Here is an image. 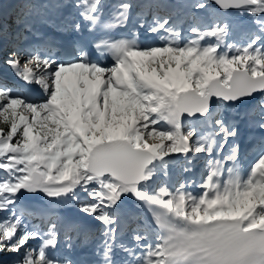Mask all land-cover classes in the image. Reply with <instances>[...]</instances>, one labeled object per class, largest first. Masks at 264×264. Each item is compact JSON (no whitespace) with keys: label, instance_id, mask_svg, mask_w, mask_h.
Returning <instances> with one entry per match:
<instances>
[{"label":"snow or ice","instance_id":"snow-or-ice-1","mask_svg":"<svg viewBox=\"0 0 264 264\" xmlns=\"http://www.w3.org/2000/svg\"><path fill=\"white\" fill-rule=\"evenodd\" d=\"M70 6L80 19L67 27L95 34L90 48L76 41L59 59L48 42L3 58L44 98L0 84V255H15V264H264V136L242 169L239 146L225 152L236 123L212 110L214 100L225 109L252 100L244 114L258 115L250 126L264 132V0H194L187 30L174 14L153 13L139 22L157 37L148 45L123 31L133 0L107 12L104 0ZM233 13L250 21L239 41ZM5 23L0 14V36ZM199 154L208 159L198 181L160 180L173 156L191 165ZM41 195L74 201L100 227L20 208L21 197ZM128 200L141 213L124 227ZM62 235L66 249L78 241L91 258L61 257Z\"/></svg>","mask_w":264,"mask_h":264},{"label":"rangeland","instance_id":"rangeland-1","mask_svg":"<svg viewBox=\"0 0 264 264\" xmlns=\"http://www.w3.org/2000/svg\"><path fill=\"white\" fill-rule=\"evenodd\" d=\"M11 2H12V4H13V9H15V14L13 15V16H11L12 18H16V19H19L20 17H21V15H23L27 10H34V5H38V7L40 8L41 7V3L43 2L44 4H47V5H45L46 6V9H47V7H51V5H53V7H55V4L54 3H56L57 4V11H58V13L59 12H61L62 11V8H63V5H60V3H61V0H55V1H52V0H11ZM45 9V10H46ZM34 11H36V10H34ZM56 11V12H57ZM46 12H51V13H47V15L45 16V18L48 20V18H51V16H52V13H53V8L50 10V9H47L46 10ZM19 14V15H18ZM238 18L240 19V18H242V17H239L238 16ZM25 19H27L26 17H25ZM29 19H33L32 17H29ZM35 21H38L37 20V17L35 18V20H33V21H30V20H27V21H25V24L28 26L26 29H28V30H30V31H32V27L30 26V24L31 23H34ZM250 27V21L248 20V18H246V20H244V21H242L241 23H238L237 25H236V27L234 28V31H233V39L234 40H237V41H239V40H241L242 39V37H240L239 35H237L238 33H243L245 30H247L248 28ZM19 30V29H18ZM18 30L17 31H15V32H13L12 34H13V36H14V40L12 41L13 43H16L17 44V41H18V38H19V36L22 34V32L19 30V32H18ZM242 36V35H241ZM9 40V39H8ZM5 41H6V39H3V41L2 42H0V51H1V53H0V70L1 69H6V66H3V58H4V55H5V53L8 51V48L9 47H4V43H5ZM10 41V40H9ZM9 46H10V42H9ZM21 51V50H20ZM22 63H23V60H22ZM33 86L35 87V88H37V89H39V93L41 94L42 92H41V90H40V88L38 87V86H36L35 84H33ZM13 95H16V94H13ZM34 102V101H33ZM236 106H238V105H234L232 108H234V110H235V112H231L230 113V115H231V117H233V119L235 120V123L236 122H239V123H241L242 121L245 123V124H250L249 122L250 121H254V120H257V119H259V118H256L255 116H253V114H247V115H245V114H241L243 117H239V116H237L236 114H237V108L238 107H240V106H238V107H236ZM221 108V107H220ZM225 109V108H224ZM225 110H227V111H229L230 109L229 108H227V109H225ZM246 112V111H245ZM244 112V113H245ZM216 113H220V114H222L221 112H220V110L219 109H217L216 110ZM223 115V114H222ZM186 121H184V123H185ZM201 122H203L202 121V119H201ZM190 123H192V121H189L187 124H190ZM196 123H198V122H196ZM239 123H236V126L237 127H239L240 126V124ZM253 130L255 129L256 130V128H253V127H251ZM247 129V128H246ZM249 130H251V129H249ZM219 139V138H218ZM248 142V141H247ZM233 145H235V142H233L232 141V138H230L229 140H228V145L225 147V152H227L228 150H229V148L231 147V146H233ZM180 156H182V155H179V156H173V157H176V159H174L173 161V163H171L170 164V166H169V169H168V171L170 170V169H172V170H174V169H176L177 168V170H178V172L180 173V171H181V166L183 167V165H185V164H187L186 163V161H185V159L183 158V156H182V160H181V158H180ZM199 157H201V158H205V157H207V156H205V155H203V154H199L198 155ZM190 159H192L191 157H189ZM179 164V166L178 165H176V164ZM194 166V164L192 163L191 165H190V167L191 168H194L193 167ZM162 177H163V180L164 179H166V177H164L163 175H161ZM162 181V180H161ZM41 200H42V204L43 205H45L47 208H48V206L50 207V209H53V210H55V211H60V213L62 212V210H68V208L70 207V205H71V203L73 202V201H66V202H62V201H57V200H48L47 198H45V197H43L42 195H41ZM133 203V202H132ZM20 205H22V203H20ZM45 206H43L42 207V209L44 210L45 209ZM53 207V208H52ZM40 223L38 220H33V223ZM37 243V241H33L32 242V244H36ZM6 254V253H5ZM2 255H4V254H2ZM2 255H0V260L3 262V263H5V264H15V261L18 259V257H16L15 255H13V254H11V253H9V254H6V255H4V256H2Z\"/></svg>","mask_w":264,"mask_h":264},{"label":"bare ground","instance_id":"bare-ground-1","mask_svg":"<svg viewBox=\"0 0 264 264\" xmlns=\"http://www.w3.org/2000/svg\"><path fill=\"white\" fill-rule=\"evenodd\" d=\"M52 1H55V0H52ZM178 0H176V2H177ZM192 1H194V0H192ZM136 3H137V11H139V10H144V11H147L146 12V14H149L151 11H156V10H158L160 7H162V9L161 10H163V9H165V10H167L170 14H174V19H176L179 23H192V18H191V9H189V10H187L186 9V5H185V3H184V1L183 0H179V5H178V8L177 9H175V7H177V6H170V5H166L164 2H163V0H136ZM175 5V4H174ZM183 7H184V9H183ZM183 9V10H182ZM195 10V9H194ZM195 11H197V10H195ZM52 15H54V13H52ZM71 16H68V20H71ZM246 18L247 17H242V18H238V16L235 14V13H233L231 16H230V22L234 25V28L236 27V25L238 24V23H241L242 21H244V20H246ZM48 21H51V19L50 20H48ZM207 21V20H206ZM67 24V23H66ZM15 31H17V30H15ZM18 32H19V30H18ZM10 33V32H9ZM9 33H5L4 35H3V38L6 36V35H8ZM237 35H239L240 37H242L241 35H242V33H238ZM4 47H9V42H6L5 44H4ZM3 61V60H2ZM0 84H6V82L4 81V80H2V79H0ZM42 92V91H41ZM44 98V94L43 93H41V95H37L36 96V98L34 99V100H30V99H28V100H30V101H34V102H39V101H41L42 99ZM253 104V103H252ZM251 104V105H252ZM251 105H249V106H240V107H238V106H236V107H238L237 108V116H239V117H243L241 114H244V112L247 110V109H249L250 108V106ZM233 106H230V107H228L230 110L229 111H227V110H225V112H226V114L228 115V118H227V120H229V121H233V122H235V120L233 119V117H231V115H230V113L231 112H235V110H234V108H232ZM213 113L215 114L216 113V109H213ZM236 113V112H235ZM239 113V114H238ZM200 118L198 117L197 118V121L196 122H200ZM190 120H186V122H185V124L186 125H188L187 123L189 122ZM236 123H239V122H236ZM240 124V126L238 127V131H243L244 129H246V127L247 128H250V129H252L251 128V126H250V124H245L243 121L241 122V123H239ZM253 131H257V130H253ZM243 138V137H242ZM180 158H181V160L183 159L182 158V156H180ZM174 159H176V157H173V160ZM176 165H178L179 166V164H176ZM195 169V168H194ZM172 171H173V173H177L178 172V170H177V168L176 169H174V170H172V169H170L169 171H168V176L166 177V179L167 180H170V178H171V176H172ZM160 180H162L163 182H165V179L163 180V177L161 176L160 177ZM169 185V184H168ZM170 186V185H169ZM85 199V197H83L82 198V200H84ZM42 200H40L37 204H35V205H20V208H22V209H25L26 207L29 209V208H33L34 210L33 211H39V210H42V207L43 206H45V205H43L42 203ZM133 202V203H132ZM128 207H129V211L125 214V215H122V226H127V224L126 223H123V222H127L128 221V217H129V215L130 214H140L141 213V209H139L137 206H136V204H135V202L134 201H131V200H128V204H126ZM26 206V207H25ZM53 208V207H52ZM123 208V207H122ZM27 209V210H28ZM44 210H49V211H55V210H53V209H50V207L48 206V208L45 206V209ZM69 211H74V212H76V211H78L77 213L79 214V215H81L82 217H85V218H90L91 219V217H88V216H86L84 213H82L80 210H79V208H71ZM58 212V211H57ZM134 212V213H133ZM58 214L60 215V211L58 212ZM39 221V220H38ZM93 221V220H92ZM39 222H41V221H39ZM94 222V225H91L93 228H99L100 227V225L97 223V222H95V221H93ZM37 223V222H36ZM90 225V224H89ZM134 226V225H133ZM90 258V257H89Z\"/></svg>","mask_w":264,"mask_h":264},{"label":"trees","instance_id":"trees-1","mask_svg":"<svg viewBox=\"0 0 264 264\" xmlns=\"http://www.w3.org/2000/svg\"><path fill=\"white\" fill-rule=\"evenodd\" d=\"M11 3H12L11 0H0V4H2V7H0V14H2L3 17L6 20V23L4 25V27L6 29L5 33L11 32L12 29H16L17 30V28H18V29L21 30L23 28L22 23H21L20 20H17L16 18H11L10 17L11 11L13 9ZM2 40H3V36H0V42ZM9 49H17V47H13V48L9 47L8 50ZM0 53H1V51H0ZM6 215H7V213H0V216H6ZM6 254H9V253H6ZM6 254L4 253V255H6ZM4 255H2V256H4ZM3 264H5V263H3Z\"/></svg>","mask_w":264,"mask_h":264},{"label":"water","instance_id":"water-1","mask_svg":"<svg viewBox=\"0 0 264 264\" xmlns=\"http://www.w3.org/2000/svg\"><path fill=\"white\" fill-rule=\"evenodd\" d=\"M252 103H254V101L248 100V101H244V102H241L239 104H236V105H239V106H249ZM232 105H235V104H232ZM232 105H229V106H232ZM213 109H217V104H216L215 100L212 103V110ZM186 120H188V119H185V121ZM40 199H41V196H36V197L24 196V197H21L20 203H22V205H25V204L26 205L27 204L28 205H35V204H37L40 201ZM125 204H128V201H126ZM25 209L27 210L28 208L26 207ZM33 210H34L33 208H29L28 209V211H33Z\"/></svg>","mask_w":264,"mask_h":264}]
</instances>
